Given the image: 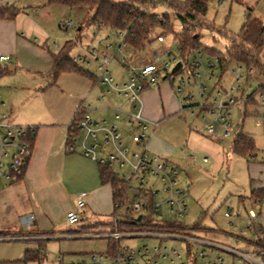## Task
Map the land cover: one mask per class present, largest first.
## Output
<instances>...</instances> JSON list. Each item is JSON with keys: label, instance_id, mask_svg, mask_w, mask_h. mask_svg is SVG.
I'll list each match as a JSON object with an SVG mask.
<instances>
[{"label": "rangeland", "instance_id": "1", "mask_svg": "<svg viewBox=\"0 0 264 264\" xmlns=\"http://www.w3.org/2000/svg\"><path fill=\"white\" fill-rule=\"evenodd\" d=\"M32 2L31 4L33 5L47 4V0H34ZM151 2L154 4L153 6L151 3L149 5L147 3L144 7H146L148 11H152L156 14L168 13L169 18L167 23H170L171 27L169 29L171 30L163 33L161 29H156L145 46L134 53V58L151 60L154 53H158V58L155 59L161 64L167 63V65L160 71V76L154 85L148 83H145V85L148 86L147 88L150 89L149 92H151L154 97L164 90L169 93L171 98L173 97V99L176 100L177 104H179L180 93L176 88L180 78L185 76L184 74H186L188 66L187 61L183 60V66L174 73H171L173 66L178 61H181L180 51L174 39V33L183 32L195 34V36L199 35L198 42L201 45L211 47L222 54L225 53V40L221 38L216 31L201 29L197 24L192 23L183 25L180 19L171 12L165 0H151ZM15 5L20 8L24 6L30 13H35L34 9H30L29 3H22V0H19ZM39 8L40 11H37V16L44 22V26L51 36L50 40L55 39L59 44L67 38L72 39V43L76 45V27L81 20L84 24L91 23L86 31L82 32V46L87 43L90 44V42H92L91 38L94 36L98 39L100 38L99 36L104 35L101 39V44L103 45H100V47H103L107 43H111L112 47L110 50L112 51L122 41L121 34H114L104 27L97 30V27L91 21L86 20V18L82 19L81 11H85L84 8H69L60 4L44 5L36 9ZM47 11H49L50 14H48ZM249 12L252 17L258 18V21L263 24L264 0H226L222 11H217V2L215 0H208L207 12L204 20L213 22L217 28H225V30L231 34H238ZM66 20H71L75 27L63 29L60 23ZM77 44L79 45V43ZM94 44L95 42H92L90 45ZM76 46L72 48L71 52L77 50ZM193 55L194 52L189 55L188 61L192 59ZM117 58L119 59L120 56L118 55ZM201 58L204 61H211L215 65L214 68L216 72H221L215 56L203 52ZM89 60H92L91 64L84 65V69L88 68L90 73L96 76L99 75V71L96 67V60L92 58ZM112 61L113 60H111V62ZM111 62L109 71L115 83H124L125 80L127 81L134 73L131 69L128 70L126 67L119 66L116 61ZM7 63V68H14L13 65H10V62ZM1 68L0 74L3 78L5 76H10L13 81L17 79H26L25 83H29V75H26L25 72L23 74L19 67H17L18 74H14L12 70L10 72H5L3 63L1 64ZM256 73L257 76L251 79L248 85H245L244 80H241L245 91V101H242L237 107L230 109V120L232 123V134L230 136L211 138L201 132L193 130L192 128L194 125L197 127L202 125V114L206 115L207 120H210L211 116L205 112L197 114V112L192 113L183 110L184 114L176 118L178 120H175V125L170 126L167 139H165L168 144H171L169 152L158 153L177 166L181 185L185 187L188 184V187L186 186L188 190V196L186 198L187 212L183 216L177 217V219L186 225L195 227V231L193 232L196 234L230 246H234L232 243V235L238 234L241 228H246L248 230L249 237L255 234L254 226L260 225L264 229V199L263 201H255L254 198L249 196L252 184L251 178H260L264 183V167H262L264 166V117L262 116L264 107L260 103V86L264 84V74L260 75L257 70ZM167 74L168 79L162 80ZM212 84L213 80H206L204 82L206 93L211 91ZM1 87L2 86H0V88ZM108 94L107 96L111 98L110 101L113 104L117 103V101H114L117 98L115 93L111 91ZM236 94L239 95V93ZM249 95H253V101L247 100ZM0 99L5 101L2 95ZM123 104H125V102ZM179 109L180 107L178 110ZM111 111L112 110H108V116ZM117 124L123 133V138L127 137V139L130 140L134 129L128 127L124 120H118ZM183 124L191 132L202 136L203 141L209 139L207 140L209 144L200 145L198 143L200 146L189 147L185 143H181V138L184 133ZM149 129L150 127L147 128V131H149ZM240 131L249 134L254 140L256 150L251 154L240 155L233 153L230 149L234 136ZM155 136L157 138L161 137L158 134H155ZM128 144L133 146L131 142ZM214 147H221L222 149L219 153L214 154L212 152ZM205 156L207 157L206 159H204ZM109 165L118 177L130 176V169L128 166H121L116 162H111ZM148 178L149 180H154L157 187L161 186L159 180L152 175L148 176ZM131 184L134 186L135 180H132ZM80 191L88 192L87 186L83 184L82 181H74L71 184L72 194H77ZM128 195L131 199L133 192L129 191ZM163 198H165V192L160 189L155 197V201H161ZM59 201L58 194H56V198H53V202L58 205L55 208H59V206L62 205ZM104 203L101 205L99 203L95 208L93 207L94 209H89L88 206L84 208L85 215L89 220L99 221L95 223V225L108 221L114 214V212H112L113 205L111 201L106 200ZM70 207V210L75 209V204L72 203ZM163 208H165V205L161 204L160 209L162 210ZM229 209L231 210L230 215L225 216L224 212ZM249 209H253L256 212V217H247V211ZM41 211L40 202L33 196L31 190L24 185L21 180H17V182L13 183H1L0 264H29L23 260L24 251L37 248L39 242L42 244L44 256L48 264H56L55 258L59 253L65 254V259L68 260L77 259L90 252H101L106 248L107 242L102 238H67L81 226L67 223L65 220L67 211L64 213L63 217L57 220L51 227L47 226V224L41 222L39 219H36V223L32 224L23 222L22 218L24 216ZM167 218H171L170 213H167ZM80 224H86V220ZM146 228L147 227L143 225H129L122 229L136 232L145 230ZM61 235H64L63 238ZM157 242L158 240L156 239L146 237H133L126 240V244L134 248L143 245L151 246ZM165 244L177 248L178 250H183L186 245L183 242L171 240L165 241ZM238 247L243 249L247 248L243 242H240ZM192 249L193 251L204 249L207 252L213 251L214 253H220L217 250L209 249L200 244H193ZM220 254L223 255L222 253ZM83 257L85 258V256ZM225 258H227V256H225Z\"/></svg>", "mask_w": 264, "mask_h": 264}, {"label": "built area", "instance_id": "2", "mask_svg": "<svg viewBox=\"0 0 264 264\" xmlns=\"http://www.w3.org/2000/svg\"><path fill=\"white\" fill-rule=\"evenodd\" d=\"M18 0H0V7ZM217 11H222L226 0H215ZM63 29L74 28L71 20L60 23ZM182 27V26H181ZM77 28V27H76ZM111 43L102 48L89 47L82 53L72 56L75 63L90 64L84 56L96 60L99 71L98 80L106 84L109 90L123 95L129 105L128 109L113 107L111 120L92 118L86 107H80L76 113L74 126L77 134L68 135L65 149L68 152L79 150L82 155L95 161L97 164H105L109 161L121 166H128L130 176L119 177L124 183L122 200H116L113 204L114 214L108 221L95 225L99 221H92L86 217L84 208L87 206V192L80 191L76 194L75 209L66 213L65 220L68 224L81 225L77 231L67 238H102L107 242L106 248L101 252H90L77 259H65V254L56 255V264H264V242L257 243V236L248 235L246 228H241L238 234L232 235L234 246L207 239L196 234L195 228L179 221L177 217L187 212L186 198L188 190L181 185L177 166L167 158L151 153L147 149L149 137L147 128L150 123L141 113L140 93L146 86L145 83L154 85L160 76V71L167 63L161 64L155 58L150 61L135 63L124 56V50L128 47L121 41L115 49L110 50ZM194 55L187 61L188 70L185 76L180 78L176 90L180 93L179 106L181 110L192 113L201 112L211 116L201 115L202 125L192 128L211 138L228 137L232 134L230 109L245 101V91L241 83L248 85L251 79L257 76L253 67L246 68L236 64L226 67L217 73L215 65L211 61L201 58V49H194ZM116 53H120V64L127 65L134 73L122 84L113 82L109 73V65ZM158 58V57H156ZM8 56H0V60H7ZM181 63V67L182 62ZM180 67V68H181ZM179 68V69H180ZM178 69V70H179ZM206 80H213L212 89L206 93ZM244 85V86H245ZM239 93L237 95L236 93ZM260 103L264 107V96L260 94ZM3 102L0 100V185L2 182L12 183L22 172L27 163L31 151L30 135L35 132L32 126L14 124L3 111ZM264 117V110L262 112ZM118 120H124L128 127L134 129L129 142L123 138V133L117 124ZM207 157L205 156L204 159ZM152 175L159 180L161 186L157 187L154 180H149ZM135 180V185L131 182ZM160 189L165 192V198L156 202L155 197ZM132 191L130 199L128 192ZM231 203V202H230ZM229 203V204H230ZM161 204L165 208L160 209ZM167 213L171 218H167ZM231 210L224 212L229 216ZM140 219L137 220V216ZM248 218L256 217L253 209L247 211ZM86 220V224H80ZM33 215L23 217V222L32 224ZM232 224V223H231ZM129 225H143L145 230L129 231L122 229ZM248 228V227H247ZM64 235H61L63 238ZM133 237H146L158 240L151 246L130 247L126 240ZM19 238V237H16ZM180 241L185 243L183 250H178L165 244V241ZM243 242L246 249L239 248ZM193 244H200L222 253L205 251L200 249L193 251ZM40 259H28L29 264H48L43 249L39 251ZM227 256V258H225ZM199 261V263H198Z\"/></svg>", "mask_w": 264, "mask_h": 264}, {"label": "crops", "instance_id": "3", "mask_svg": "<svg viewBox=\"0 0 264 264\" xmlns=\"http://www.w3.org/2000/svg\"><path fill=\"white\" fill-rule=\"evenodd\" d=\"M32 1L34 0H22V3H29L30 9H34L35 13H30L24 6L17 7L15 5L17 2L1 6L15 7L17 12L12 18L0 19V56H8L7 60H0V72L2 63L5 72L12 70L14 74H18L17 67H19L23 74L25 72L26 75H29V83H25L26 79L13 81L12 77L5 76L3 78L0 74V86H2L0 96L2 95L5 101L0 100L4 103L3 111L14 124L35 128L31 151L20 180L41 204V212L30 213L33 215V223L39 219L51 227L63 217L66 211L71 209L72 203L75 204L77 196L71 192V184L74 181H82L87 186L86 202L89 209H94L96 205L99 203L101 205L106 200L112 203L111 188L108 184L100 182L98 164L82 155L79 150L68 152L65 149L69 127L76 113L82 106L89 110L92 118L96 120L107 118L110 121L111 113L108 116V110H112L113 107L128 109L129 105L123 95L114 91L117 97L114 101L117 103L113 104L110 101L111 98L107 96L112 90H109L106 84L98 80V75L90 73L88 68L86 70L90 75L62 72L54 79L53 84H49L52 81L50 76L51 53H56L65 41L72 39L65 38L60 44L55 39L50 40L51 36L45 28L44 22L37 16V11H40V8L36 9L50 4L33 5ZM81 12L82 19H85V12ZM47 13L50 14L49 11ZM89 24L91 23L84 24L82 20L79 22L76 28V45H78L77 43L79 45H74L77 47L75 52H71V49V57L82 53L85 48L103 45L101 39L104 35L99 36L98 39L95 36L91 38L92 42H95L94 45H90L92 42L81 45L82 32L86 31ZM96 27L97 30L102 28ZM135 52L127 47L124 50V56L135 63L142 60L150 61L145 58H134ZM84 56L88 60L90 59L88 55L84 54ZM156 57H158V53H154L151 60ZM120 59V53H116L112 60L122 66ZM7 62H10L14 68H7ZM78 64L83 68L86 65L85 63ZM122 67L131 69L127 65ZM111 77L114 79L112 75ZM149 90L146 88L140 93L141 113L150 123H154V125L149 124L147 149L155 154L168 153L171 144H168L165 139H167L170 126L175 125L178 120L176 118L184 114V111L178 110L179 104L173 97L171 98L167 91L163 90L154 97ZM124 102L125 104H123ZM183 129L181 143H185L189 147L209 144L207 141L209 139L203 141L202 136L191 132L184 124ZM155 134L161 137L157 138ZM124 139L129 141L127 137ZM221 149V147H214L212 152L219 153ZM251 179L253 180L251 188L264 189V183L260 178ZM186 186L188 187V184ZM56 194H58L59 203L62 204L59 208H55L58 204L53 202ZM263 199L264 196L261 201Z\"/></svg>", "mask_w": 264, "mask_h": 264}, {"label": "trees", "instance_id": "4", "mask_svg": "<svg viewBox=\"0 0 264 264\" xmlns=\"http://www.w3.org/2000/svg\"><path fill=\"white\" fill-rule=\"evenodd\" d=\"M165 1L171 12L180 19L183 25L197 24L201 29L216 31L225 40V53L222 54L211 47L201 45L198 42L199 35L175 32L174 39L180 51V62L183 63V60L188 61V57L194 49H201L202 52L216 57L221 71L231 65L241 64L246 68L253 67L260 75L264 74V23L261 24L258 18L252 17L250 12L246 15L239 33L231 34L225 28H217L213 22L209 21V23L204 20L208 0ZM47 3L60 4L69 8H84L86 20L91 21L98 27L109 29L114 34H121L122 41L126 42L128 47L134 51L142 49L156 29H161L163 33L171 30L169 29L171 27L170 23H167L168 13L156 14L144 7L147 3L148 5L151 3L153 6L151 0H47ZM16 12L15 7H0V19L12 18ZM73 46L74 43L67 40L59 51L51 53L52 68L50 76L52 81L49 84H53L54 79L62 72L90 75L86 69L72 61L70 51ZM165 79H168V74L162 78V80ZM147 87L145 86L143 90ZM260 87V93L264 94V84ZM247 100L253 101V95H249ZM75 119L76 116L69 127L68 135L77 134L74 126ZM34 134L35 132L30 135L31 143ZM230 149L233 153L240 155L251 154L256 150L253 138L243 131L234 136ZM25 166L15 181L22 178ZM98 172L101 184H108L111 188L112 205L116 200L121 201L125 185L110 168V165L106 163L98 164ZM251 181L253 183V180ZM249 196L254 198L255 201H261L264 196V189L251 188ZM254 232L257 235V243L264 242L263 227L260 225L254 226ZM40 250H42L41 242H39L37 248L25 250L23 260L40 259Z\"/></svg>", "mask_w": 264, "mask_h": 264}, {"label": "water", "instance_id": "5", "mask_svg": "<svg viewBox=\"0 0 264 264\" xmlns=\"http://www.w3.org/2000/svg\"><path fill=\"white\" fill-rule=\"evenodd\" d=\"M196 36H197V35H196ZM180 67H181V63H180V61H178V62L173 66V68H172V70H171V73H174V72L177 71ZM106 164H109V161H107ZM140 217H141V216L138 215L136 219L139 220Z\"/></svg>", "mask_w": 264, "mask_h": 264}]
</instances>
